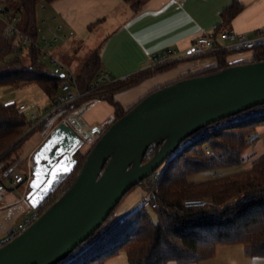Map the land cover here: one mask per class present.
I'll return each mask as SVG.
<instances>
[{
	"label": "trees",
	"instance_id": "1",
	"mask_svg": "<svg viewBox=\"0 0 264 264\" xmlns=\"http://www.w3.org/2000/svg\"><path fill=\"white\" fill-rule=\"evenodd\" d=\"M6 1L0 0V10L10 11L5 5ZM16 1L19 3L22 31L37 41V8L41 4L49 5L54 0ZM123 1L133 11H137L143 2ZM241 8L242 4L233 0L221 12L223 23L230 21ZM222 30L225 29L218 25L213 31L218 33ZM11 41L7 36L0 46V87L31 81L53 101L64 91V77L47 69L38 47L29 45L16 53ZM231 54L234 53H216L212 57L215 65L191 75L212 73L234 63L264 60V45L252 50L247 59L231 62L228 58ZM174 63L141 70L124 80H115L91 89L101 70L99 48L96 47L74 75L75 87L79 91H89L57 111V121L63 114L90 99H102L112 105L114 121L134 105L125 110L114 98L115 92L131 87ZM17 105V101L0 100V185H3L4 177L14 172L19 160V149L32 132L26 130L29 124L27 116L18 111ZM261 124H264V103L192 132L151 173L149 186L156 192L155 205L149 207L151 211L145 205L135 204L121 216L112 218L113 208L91 235L56 264H104L108 257L119 251L125 252L130 264L196 262L213 256L216 246L221 243H239L246 255L264 256V152L247 169L227 171L199 180L190 178L197 172H217L219 168L239 165L242 162L241 152L254 141L252 134L256 126ZM48 127L49 118H46L32 130L46 132ZM92 144L86 153L82 152V145L76 150L75 166L56 184L45 203L35 208L37 216L72 184ZM153 152V146H149L144 160L151 157ZM188 197L202 198L205 203L199 207H186L183 201ZM10 238L8 235L7 239ZM5 241L0 242V245Z\"/></svg>",
	"mask_w": 264,
	"mask_h": 264
},
{
	"label": "water",
	"instance_id": "2",
	"mask_svg": "<svg viewBox=\"0 0 264 264\" xmlns=\"http://www.w3.org/2000/svg\"><path fill=\"white\" fill-rule=\"evenodd\" d=\"M63 76V74H61ZM67 84L63 85V89ZM264 103V60L230 64L159 86L116 120L88 124L87 104L54 124L31 154L25 194L40 205L76 164L95 132L74 181L22 232L0 245V264H56L91 235L123 195L149 176L192 132ZM149 146L151 157L144 160Z\"/></svg>",
	"mask_w": 264,
	"mask_h": 264
},
{
	"label": "crops",
	"instance_id": "3",
	"mask_svg": "<svg viewBox=\"0 0 264 264\" xmlns=\"http://www.w3.org/2000/svg\"><path fill=\"white\" fill-rule=\"evenodd\" d=\"M232 1L143 0L140 8L133 11L123 0H54L48 8L43 7V21L48 22L49 19L48 29H51L50 24L61 26L58 30L62 33L59 49L74 52L72 62H76L81 42L90 40L94 34H102L97 46L101 70L113 78H121L148 69L150 57L166 48L185 50L195 36L213 31L218 25L225 30L245 32L249 36L258 29L264 32V0H236L242 4V8L230 21L223 23L221 12ZM91 24L95 26L90 28ZM243 56L249 57V52L234 53L228 58L233 62ZM60 62L65 65L63 61ZM212 62L213 58L202 62H175L139 83L115 92L114 98L126 110L151 90L194 74ZM68 67L72 69L71 65ZM17 88H2L0 100L26 103L16 100ZM81 116L88 124L112 121L114 110L107 101L93 99ZM14 172L23 173L19 170ZM10 177H4L3 185H0V242L7 239L13 229L8 227L7 213H17L20 221L34 211L26 197L22 198L28 191V185L11 184ZM104 264L130 263L125 252L119 251L108 257ZM166 264H264V256L246 255L239 243H221L211 257L196 262L168 261Z\"/></svg>",
	"mask_w": 264,
	"mask_h": 264
},
{
	"label": "built area",
	"instance_id": "4",
	"mask_svg": "<svg viewBox=\"0 0 264 264\" xmlns=\"http://www.w3.org/2000/svg\"><path fill=\"white\" fill-rule=\"evenodd\" d=\"M0 19H2V21L6 23V34L12 40L11 44L14 47V51L20 53L22 51V48L27 47L29 45L37 46L38 48L41 47L36 40L28 37L20 30V28L17 27L15 23V21L17 20L16 14H11L10 11L0 10ZM60 27L61 26L58 25L56 28L58 29ZM55 35L56 33H53L52 38H57ZM42 40L46 42L45 44H49L50 42V40H47L44 37L42 38ZM263 45L264 32L260 29H258L251 36L247 35L245 32H234L231 30H222L218 33L210 31L195 36L185 50H178L176 48L169 47L162 50L158 54H153L150 57V64L148 65V68H154L168 62H179L201 57H213L216 53L224 51L233 53L249 52L250 57V53L252 50ZM41 49L42 48H40V51ZM45 51H41V54L48 57L49 61L51 62L53 67L52 73L63 74L67 87L62 93L56 96L54 101L55 103L50 110L44 109L41 111L39 107L33 102L18 103V111L27 116V120L29 123L26 129L27 131L40 124L44 119H46L53 113L61 110L66 104L86 94L89 91H79L74 85L75 76L72 69L60 62L57 57ZM249 57L243 56L240 59H247ZM215 64L216 62L214 61V63L209 66ZM125 78L126 76H123L121 79ZM115 79L117 78H113L110 74H108V72L100 70V72L97 74L96 84H92L91 89L110 83ZM70 86H72L74 89H69ZM62 120H66V115L62 118ZM30 177L31 172L29 171L26 172V174L21 172H12L10 182L11 184H24L25 187H27ZM145 179H148V181H150L152 179V174L147 176ZM23 197L25 196L22 195V198ZM155 199V189L153 187H148L147 192L141 197L137 205L142 206L149 204L150 206H154ZM204 203V199L195 197L186 198L183 201V204L186 207H199L202 206ZM36 216L37 213L36 210H34L32 213L23 217L10 231L9 235L11 237H14L20 232H22L36 218Z\"/></svg>",
	"mask_w": 264,
	"mask_h": 264
},
{
	"label": "rangeland",
	"instance_id": "5",
	"mask_svg": "<svg viewBox=\"0 0 264 264\" xmlns=\"http://www.w3.org/2000/svg\"><path fill=\"white\" fill-rule=\"evenodd\" d=\"M5 5L8 6L11 14L17 13L16 14L17 20L15 21V23H16L17 27L20 28V30L22 31L21 26H20V24H21L20 22L22 20H21V17L19 16L20 13L18 10L19 3L16 0H8V1H6ZM44 6H47V8L49 7L48 5L41 4L37 8V26H38V32H39V37L37 39V42L41 46L40 48H42L41 51L46 50L47 52H49L53 56L58 57V59H60V61H63L65 63V65H67V66L71 65V67L73 69V73L75 75L76 72H78V70L81 68V66L84 63V61L86 60V58L89 56L90 52L98 46V43L100 41V37L102 36V34H98V35L94 34L90 40H88V41L84 40L83 42H81V44L79 46L80 49L78 52V57L75 56L76 62H72L73 57H74V52H71L69 49H66L65 52H63L62 50L59 49V48H61L59 46L62 43V41H61L62 33H60V31H58L60 28H58V29L56 28L58 25L50 24L51 29H48V24L50 23L49 19H47L48 22L43 21V18H45V16H44L45 11H43ZM47 18H49V14H48ZM5 25H6V23L4 21H2V19H0V46L3 44L4 39H6V37H7ZM53 26H54V28H53ZM93 26H95V24H93ZM53 33H56L55 36L57 38H52ZM43 37L47 40H50L49 44H45L46 42H44L42 40ZM40 48H38V51L41 54ZM208 59L212 60V57L211 58L210 57H201V58L190 59L187 61L188 62H193V61L194 62H196V61L202 62V61H207ZM41 60L46 65L47 69L49 71L50 70L52 71L53 67H52V64L49 61L48 57L42 55ZM214 61L215 60L213 59L212 63H214ZM99 72H100V70H99ZM121 78L120 79L117 78L115 80H124ZM96 80H97V76H96V78L92 84L95 85ZM7 87H10V86L0 87V90L2 88H7ZM13 87H15V86H13ZM17 87H18L17 88L18 91H17L16 100L33 102L39 107V109L41 111L44 109L50 110L55 103L54 101H55L56 97L54 98L53 101L51 99H49L34 82H31V81L24 82V83L18 84ZM69 89L73 90L74 88L72 86H70ZM91 100H93V99L84 101L80 106L72 109L71 111L66 112L65 114H63V116L61 117V119L59 121H61L65 115L67 116L68 114L73 112V110L81 107L83 104L88 105L89 101H91ZM58 113L59 112H55L52 115H50L49 117H47V118H49V127L46 130V132L39 130V129L38 130L30 129L32 132L30 133L28 139L25 141V143L21 147V149H19V157H18L19 160L17 161L16 167L14 168V170H19V171H22L23 173L24 172L26 173L28 171L30 172V167L32 164L31 154H32L33 150L45 138L49 129L54 124L59 122V121H57V118H56ZM38 125H40V124H38ZM38 125H36V126H38ZM99 135H100V132H95L92 137H90L86 141H84L82 146H81L82 152L86 153L89 145L94 143ZM252 135H254L255 139L247 148H245L241 152L242 162L239 165L229 167L226 169L225 168H219V169H217V172L208 171V170L197 172V173L192 174L190 176V178H192L194 180H199V179L207 178L210 176L219 175V174L225 173L227 171H233V170H238V169H247V168L251 167L254 159H256L260 154H262L264 152V124L256 126L255 131ZM140 185L143 188H141ZM140 185L139 184L135 185L133 188H131L130 190H128L124 194V196L121 198V200L114 207V210H113L114 216H112V218H114L116 215L121 216L122 215L121 213H125V211L128 210L130 207H133L135 204H137L138 201L141 199V197L147 192L148 187H150L148 179H143L142 183ZM24 198L25 197H23V199ZM47 198L48 197H46V199ZM188 198H193V197H188ZM195 198H199V197H195ZM46 199L41 203L42 205L45 203ZM145 206H146V208H148L151 211V209L149 208L150 207L149 204H146ZM32 209L35 210V208H33V207H32ZM18 221H19V215H17V213H15V214L14 213H11V214L7 213V223H8L9 229L14 228L16 226V224L18 223Z\"/></svg>",
	"mask_w": 264,
	"mask_h": 264
}]
</instances>
